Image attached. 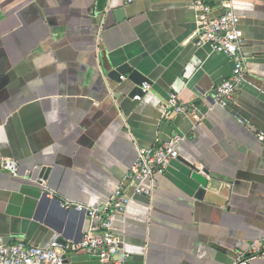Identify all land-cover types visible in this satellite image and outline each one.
I'll use <instances>...</instances> for the list:
<instances>
[{
    "label": "crops",
    "instance_id": "0c3cea01",
    "mask_svg": "<svg viewBox=\"0 0 264 264\" xmlns=\"http://www.w3.org/2000/svg\"><path fill=\"white\" fill-rule=\"evenodd\" d=\"M208 3L216 16L230 6L244 38L245 77L225 106L214 91L232 63L197 45L191 0H0V246L79 242L90 220L60 202L102 207L120 187L126 264H233L264 239V184L234 183L264 177V0ZM123 65L150 82L128 115L135 85L108 77ZM169 95L194 110L165 119ZM176 138L179 158L134 194L137 150ZM66 262L99 264L82 251Z\"/></svg>",
    "mask_w": 264,
    "mask_h": 264
},
{
    "label": "built area",
    "instance_id": "2783aa9c",
    "mask_svg": "<svg viewBox=\"0 0 264 264\" xmlns=\"http://www.w3.org/2000/svg\"><path fill=\"white\" fill-rule=\"evenodd\" d=\"M230 5L231 0H219ZM226 7L220 15H214V8L208 0H191V8L196 15L199 27L197 45L207 46L213 53L226 55L232 70L229 78L214 91V102L226 105L227 100L239 89L246 73V57L243 52V32L239 29L240 18L230 8ZM120 79H124L120 77ZM149 90V85L142 84V96L136 95L133 101H140ZM193 105H182L175 95H169L165 103L164 118L170 119L177 114L189 113ZM263 139V135L259 136ZM179 138L172 144L160 147H141L138 157L127 175L128 184H132L134 194H150L151 189L144 187L145 181H150L155 174L166 171L172 160L179 158L176 145ZM3 169L14 172V167L4 164ZM128 200L125 190L116 189L111 200L97 208L60 202L62 209L83 213L90 220V227L82 235L79 242L60 244L52 242L47 247L34 246L24 240L0 246V264H67L66 255L69 252L82 251L95 257L99 264H126L128 254L124 251L120 239L112 231L114 214L122 213ZM264 258V239L253 245L247 255L241 256L233 264H251L256 258Z\"/></svg>",
    "mask_w": 264,
    "mask_h": 264
},
{
    "label": "water",
    "instance_id": "95a60500",
    "mask_svg": "<svg viewBox=\"0 0 264 264\" xmlns=\"http://www.w3.org/2000/svg\"><path fill=\"white\" fill-rule=\"evenodd\" d=\"M122 71L127 74L126 77L135 85V87L128 93V95L120 103L121 109L126 115H128L133 111L134 107L137 104V101H133L134 96L136 95L142 96V92H141L142 84L149 85L150 82L148 81V79L140 75L137 71H135L128 65H123L119 70L110 72L108 77L111 79L119 80L120 77L122 76V73H121ZM191 168L194 172L193 179L202 188L206 189L207 191H211V192L222 191L220 193H223V192H225L226 194L229 193L230 185L219 182L214 179H206L204 176L199 175L198 171L194 167H191ZM240 180L256 181V182L264 184L263 176L254 175V174L245 173V172H239L237 174L236 181L234 183L238 184ZM46 196L47 195L45 194L44 197ZM61 244H64V243H61Z\"/></svg>",
    "mask_w": 264,
    "mask_h": 264
}]
</instances>
